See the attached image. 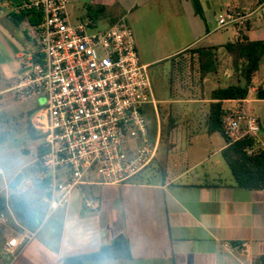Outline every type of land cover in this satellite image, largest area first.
<instances>
[{
    "label": "crops",
    "instance_id": "1",
    "mask_svg": "<svg viewBox=\"0 0 264 264\" xmlns=\"http://www.w3.org/2000/svg\"><path fill=\"white\" fill-rule=\"evenodd\" d=\"M91 1L105 7V11L115 7L119 18L128 22L140 61L148 69L168 63L193 47H217L218 57L228 43L243 39L264 41V0H208L214 18L211 26L201 0L202 16L192 0ZM3 2L0 0L2 9ZM6 2L11 12L0 18V80L6 81L7 88L0 90V94L14 92L11 89L16 78L35 51L28 21L13 19V3ZM227 8L252 12L244 27H233V39L229 32L223 33L226 28L215 29L216 18ZM227 56L223 66L218 57V72L210 73L204 86L209 81L214 85L223 80L229 83L235 75L239 76L237 84L244 85V79L232 66V56ZM259 87H264V57L247 98L225 100L223 105L227 117L242 112L246 118H256L259 130L253 135L258 148L264 149V99L257 97ZM188 101L194 106L188 118L185 121L179 119L178 113L174 115L176 127L170 134V146L161 143L160 147L176 149L177 141L171 135L190 123L208 139L209 145L199 143V157L195 154L189 161L182 153L166 156L168 152L163 154L160 148L144 181L105 186L92 200H85L84 189L74 193L69 206L56 212L62 222L60 231L41 239L40 228L31 231L20 222L11 200L14 219L8 215V224L0 222V264H60L66 257L95 253L120 235L128 239L131 259L84 264H260L264 256V190L239 188L221 155L225 140L218 141L216 147L212 145L211 139L219 133L207 132L205 122L212 102L208 93L204 91ZM245 133L247 122L242 119L237 138ZM208 162L211 165L206 166ZM0 199L4 203L1 212L6 205ZM25 231L34 235L32 240L16 257L7 253L8 241L20 238Z\"/></svg>",
    "mask_w": 264,
    "mask_h": 264
},
{
    "label": "built area",
    "instance_id": "2",
    "mask_svg": "<svg viewBox=\"0 0 264 264\" xmlns=\"http://www.w3.org/2000/svg\"><path fill=\"white\" fill-rule=\"evenodd\" d=\"M11 1L14 13L35 11L40 17L37 25L27 23L35 51L11 90L23 101L47 98L43 106L38 105L32 122L40 131L42 150L35 183L42 191L48 220L86 187L134 182L158 155L160 117L149 69L140 61L126 20L106 28H99L93 18L75 25L67 15L71 0ZM251 15L224 9L215 29L242 28ZM242 119L247 133L259 130L256 118L237 112L227 117L232 138L238 137ZM0 197L6 205L0 222L8 224L14 214L5 180ZM33 236L25 231L20 238H11L5 251L16 257Z\"/></svg>",
    "mask_w": 264,
    "mask_h": 264
},
{
    "label": "rangeland",
    "instance_id": "3",
    "mask_svg": "<svg viewBox=\"0 0 264 264\" xmlns=\"http://www.w3.org/2000/svg\"><path fill=\"white\" fill-rule=\"evenodd\" d=\"M3 1V9L0 7V18L8 17L11 12L6 0ZM97 8V3L91 0H85L84 2L83 0H71L67 7L69 21L76 25L80 22H85L88 18H93L98 22L99 28H106L121 19L115 7L100 14L98 19L94 18L92 16ZM234 31L233 27H228L223 33L229 32V36L231 35L232 37ZM227 55L228 52L225 49H221L218 53L222 66L226 63L225 59L228 57ZM196 57V55L190 52H185L178 55L173 61L170 60L168 63H162L149 69L157 107L158 104H162V108L167 114L168 112L172 115L178 113L180 115L179 119L181 117L185 121L193 106V102H189L188 100L200 97V94L204 91L210 96L211 90L216 86L225 87L228 84H237L236 80L239 77L235 75V81L226 83L223 80L219 85H214L209 81L202 88L200 70ZM6 88V81L0 80V90ZM46 101V97L23 101L16 98L14 92L6 91L0 94V158L3 169V176H0V184L4 185L5 180L9 184L11 195H21L37 210L41 219L39 229L41 233L38 239L44 238L50 232H59L62 227V222L59 220L57 213L53 214L48 220H45L46 206L42 201V191L35 183V175L37 172L36 162L38 159L37 150L41 144V139H35L31 135L30 122L33 119L38 105L43 106ZM203 118V113L201 112L200 120L202 121ZM150 120H152V132H154L155 124L153 113L150 116ZM37 134L40 135L39 130H37ZM171 137L177 141L178 146L176 149H171L166 146L160 147V145L159 151L161 148L163 154L168 152L166 156L182 153L189 161L192 160L191 157L195 154L198 157L200 156V154H197V150L201 146L199 145L200 142L203 145H209L208 139L203 138V134L199 133L197 127L194 128L190 123H185L183 128L181 127L179 130L174 131ZM222 140L223 138L219 134H214L211 139L212 145L216 147L218 141ZM163 154L161 156H164ZM207 165H211V162L206 163ZM104 188L105 186L86 187L84 189L85 200L97 198Z\"/></svg>",
    "mask_w": 264,
    "mask_h": 264
},
{
    "label": "trees",
    "instance_id": "4",
    "mask_svg": "<svg viewBox=\"0 0 264 264\" xmlns=\"http://www.w3.org/2000/svg\"><path fill=\"white\" fill-rule=\"evenodd\" d=\"M198 14L203 15V10L199 0H192ZM105 12V7H98L93 13L94 18ZM15 20H27L33 25L39 24V13L35 11L11 13ZM226 50L232 56V65L235 70L244 79V85H229L219 87L211 91L209 112L206 117V128L208 134L219 133L226 142V146L221 151L236 185L241 189L264 190V149L258 148V140L255 135L245 133L237 139H233L226 128L227 115L224 110L223 102L225 100H243L249 94L250 84L254 75L259 71L261 61L264 57V41H250L248 39L238 40L225 45ZM217 47H193L185 52L196 55L199 65L201 87L204 88L205 78L210 73L218 72ZM183 52V53H185ZM182 54V53H181ZM180 55V54H179ZM178 56V55H177ZM177 56L170 59L173 61ZM257 97L264 99V87H259ZM18 98V96H16ZM19 99V98H18ZM158 113L161 117L160 123V141L162 144H169L171 132L176 127V117L170 112L164 111L162 104H158ZM30 133L35 139H41L37 134V129L31 119ZM155 128V126H154ZM155 130V131H154ZM151 135L154 137L156 128ZM42 150L38 146L37 166ZM152 165V164H151ZM151 167V166H150ZM145 169L134 182L144 181L148 175ZM12 207L20 222L29 230L36 231L41 226V219L36 209H34L21 195H11ZM4 208V203L0 199V210ZM131 259L128 239L120 235L109 246L102 247L99 251L91 254H81L66 257L60 264H84L86 261L104 260V259ZM260 264H264V256Z\"/></svg>",
    "mask_w": 264,
    "mask_h": 264
},
{
    "label": "water",
    "instance_id": "5",
    "mask_svg": "<svg viewBox=\"0 0 264 264\" xmlns=\"http://www.w3.org/2000/svg\"><path fill=\"white\" fill-rule=\"evenodd\" d=\"M201 1H202V6L205 10L206 19H207L209 25L211 26L214 18L210 14V4L208 3V0H201ZM204 3H206L207 7L205 6Z\"/></svg>",
    "mask_w": 264,
    "mask_h": 264
}]
</instances>
